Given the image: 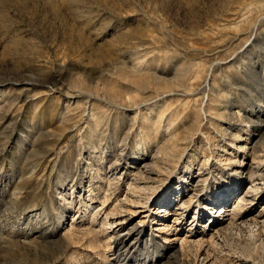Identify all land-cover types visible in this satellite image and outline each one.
Wrapping results in <instances>:
<instances>
[{
	"label": "rangeland",
	"instance_id": "obj_1",
	"mask_svg": "<svg viewBox=\"0 0 264 264\" xmlns=\"http://www.w3.org/2000/svg\"><path fill=\"white\" fill-rule=\"evenodd\" d=\"M261 214L264 0H0V264H104L103 220L108 264H240Z\"/></svg>",
	"mask_w": 264,
	"mask_h": 264
},
{
	"label": "bare ground",
	"instance_id": "obj_2",
	"mask_svg": "<svg viewBox=\"0 0 264 264\" xmlns=\"http://www.w3.org/2000/svg\"><path fill=\"white\" fill-rule=\"evenodd\" d=\"M104 102V101H103ZM105 103V102H104ZM107 105V104H106ZM111 106V105H109ZM113 107V106H112ZM104 108V107H103ZM166 108H163L160 110V112L158 113V122L154 125L158 126L160 129L164 128L166 131H169L172 129L173 124H175L174 122V117L172 115V113L167 115V111H165ZM205 114V113H204ZM137 117V116H136ZM135 117V118H136ZM93 118V119H92ZM144 121V125L149 127L148 123L150 122L148 119H143ZM91 122H94L95 124V128L90 127L89 131L91 133L92 136H96L97 133L99 132V128L101 127V124L103 122V119L96 117L94 115V113H92V117H91ZM147 122V123H146ZM153 125V124H152ZM138 127V126H137ZM147 129V128H145ZM155 129V128H153ZM151 128V130H153ZM157 129V128H156ZM190 132V131H189ZM158 130H157V134H158ZM167 135V134H166ZM192 136V135H191ZM189 136V137H191ZM139 138V137H138ZM176 138V136H175ZM181 138V137H180ZM182 140V139H181ZM178 141V140H177ZM146 142V141H145ZM90 146H92L93 148L96 146L94 141L89 142ZM145 144V143H144ZM177 144V143H176ZM176 146V145H175ZM97 148V147H95ZM163 149V148H162ZM169 149V148H167ZM164 150V149H163ZM175 150V148L173 149V151ZM172 150H166L165 152V160H168V158L172 157L171 154ZM180 152V151H179ZM178 152V153H179ZM173 153V152H172ZM176 153V154H178ZM182 153V152H181ZM158 154V153H157ZM180 154V153H179ZM175 155V154H174ZM182 155V154H181ZM164 156V155H163ZM183 157V155H182ZM182 157L180 159H182ZM173 158V157H172ZM175 158V157H174ZM173 160V159H172ZM159 162V161H158ZM169 162V160H168ZM261 163H263V161L258 160L259 166L261 167ZM187 165V164H186ZM185 172L186 175L191 173V168L189 166H186L185 168ZM99 171V170H98ZM167 172V171H166ZM255 173V172H254ZM251 174V173H250ZM164 175V174H163ZM168 177L170 176V173L167 174ZM191 175V174H190ZM99 176H96L94 178H98ZM149 179V178H148ZM168 179V178H167ZM184 179V177H183ZM252 180V179H251ZM142 181H148L145 180L144 178L141 177V175H136L135 180L130 181L128 183V190L130 191V193H132L133 195H136L138 193H140L141 191H145V195H143V202L141 200V203L135 202L136 204H143L145 205V208L148 206L149 202L151 201V197L153 195H155L158 191L159 188L153 187L151 185L149 186H145V185H141ZM119 182V181H118ZM149 183V181L147 182ZM256 183L255 180H252V184ZM255 192H256V197L260 196V190L261 187L258 184H255L253 186H251ZM209 189V188H208ZM141 194V193H140ZM139 195V194H138ZM142 196V195H141ZM262 197V196H261ZM168 198V197H167ZM139 199V198H138ZM247 201V199L243 200V205L244 202ZM107 202V201H106ZM105 201H103V204L106 203ZM242 204H236L235 205V210H232V213L230 215L231 217V223H230V227L233 228L235 226V219L238 218L240 216V211L242 210V208L244 207ZM140 206V205H139ZM190 205L188 203H183L182 207L185 209L188 208ZM224 207V206H223ZM96 208H93V212ZM184 209V210H185ZM183 210V211H184ZM98 212H94L93 215H95ZM99 214V213H98ZM200 214V213H199ZM198 215V213L195 214V218ZM214 215V214H213ZM96 216V215H95ZM215 216V215H214ZM213 217V216H211ZM241 220V219H239ZM93 221V220H92ZM246 221V220H245ZM243 222V225H246L249 230H248V235H247V240L245 241L246 245H244V253L241 254L242 257L244 256L245 259H240V264H261L264 263V239L263 235H264V214H261L259 217L255 218L252 222ZM95 222V221H93ZM93 222L91 224H93ZM101 227L99 230H96L97 228L94 227L93 228L91 226L92 229H89L88 232H86L89 236V248H91L97 255L102 256L103 260L105 261L104 264H108L111 263L110 260L108 259V257H106L105 252L101 251L102 245L100 244V236L101 234H106L108 231L107 225H109V223L106 220H103L101 222ZM111 225V224H110ZM112 226V225H111ZM129 233L134 232L135 235H137L138 237L142 235V231L135 229V228H131L128 229ZM230 230V228H228L225 231ZM232 231V230H231ZM222 232V231H221ZM117 233V232H116ZM129 233L124 236L120 241L115 243V253H113L114 258L113 260H115V264H132L134 263L135 260H138L139 258L145 256L146 254V250L148 249V247H146L145 244H139L134 243L133 245L130 244L128 246L123 245L125 242H129L131 239L129 237ZM115 234V233H114ZM118 236V235H117ZM143 237V236H142ZM141 237V238H142ZM146 241V240H145ZM112 242V241H111ZM244 243V244H245ZM110 245V244H109ZM109 248V246H107ZM220 247V246H219ZM239 247V246H238ZM148 254V253H147ZM177 254V253H176ZM176 256V255H175ZM177 257V256H176ZM178 258V257H177ZM247 258V259H246ZM143 259V258H141ZM140 259V260H141ZM159 259V258H158ZM248 259L252 260L253 263H251L250 261H247ZM148 261V260H147ZM136 262V261H135ZM146 262V261H145ZM147 263V262H146ZM112 264H114V262H112Z\"/></svg>",
	"mask_w": 264,
	"mask_h": 264
}]
</instances>
